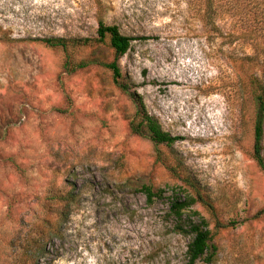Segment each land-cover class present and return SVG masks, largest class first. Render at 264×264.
Returning a JSON list of instances; mask_svg holds the SVG:
<instances>
[{"label":"rangeland","instance_id":"rangeland-1","mask_svg":"<svg viewBox=\"0 0 264 264\" xmlns=\"http://www.w3.org/2000/svg\"><path fill=\"white\" fill-rule=\"evenodd\" d=\"M99 20L137 39L118 64L173 146L131 132L138 105L111 71H66L68 60L114 62L108 44L41 42L96 38ZM256 81L264 0H0V264L45 206L63 210L47 199L70 192L44 264H188L175 195L197 198L192 218L214 236L213 262L197 264H264ZM143 186L163 197L149 203Z\"/></svg>","mask_w":264,"mask_h":264},{"label":"trees","instance_id":"trees-1","mask_svg":"<svg viewBox=\"0 0 264 264\" xmlns=\"http://www.w3.org/2000/svg\"><path fill=\"white\" fill-rule=\"evenodd\" d=\"M97 37L96 38H51L42 40L47 47L53 49H61L68 52L73 49H82L90 46L106 45L114 51L116 59L111 63H102L97 60H81L72 62L68 60L65 63L67 72H75L80 69H85L88 66L100 65L108 69L113 74L114 83L120 90L129 94L131 99L138 105L137 117L139 122L135 120L130 123V130L133 134L147 137L156 145L173 146L178 140L171 134L165 132L159 121L150 116L145 104L140 99L135 91H131L130 83L122 74L121 68L118 64L120 58L124 57L132 42L137 39L123 35L116 26H108L103 20H99ZM257 88L256 103L258 111L255 120V144H254V160L264 174V153H263V134H264V85L256 81ZM186 182L193 186V182L187 177ZM140 192L144 193L147 201L152 203L155 199L163 197L162 190H156L151 186H143ZM74 196L70 192L68 195H57L52 198H46L51 204L56 202V205L64 203L62 211L56 212L51 210L52 207L43 208L41 214L38 215L36 224L33 230L27 236L19 241L11 258L12 264H44L42 260L49 254L48 245L54 238H58L59 234L54 229L55 225L53 218H56L60 224H64L69 220L71 215L70 204L74 200ZM197 198L184 195V198L174 196L172 198L170 215L177 220L176 231L183 235H192L193 239L188 245L187 260L188 264H197L199 261L212 263L213 257L216 253V246L213 244L214 236L207 228V222L201 219L196 222L192 217L198 216L197 212L190 211V208L196 204ZM49 204V203H48ZM67 204V205H65ZM264 214V210L261 212Z\"/></svg>","mask_w":264,"mask_h":264}]
</instances>
